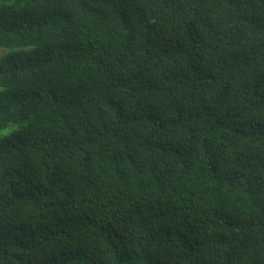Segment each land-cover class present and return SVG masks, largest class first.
I'll return each instance as SVG.
<instances>
[{"label":"trees","instance_id":"trees-1","mask_svg":"<svg viewBox=\"0 0 264 264\" xmlns=\"http://www.w3.org/2000/svg\"><path fill=\"white\" fill-rule=\"evenodd\" d=\"M0 264H264V0H0Z\"/></svg>","mask_w":264,"mask_h":264},{"label":"rangeland","instance_id":"rangeland-1","mask_svg":"<svg viewBox=\"0 0 264 264\" xmlns=\"http://www.w3.org/2000/svg\"><path fill=\"white\" fill-rule=\"evenodd\" d=\"M0 54H1V51H0Z\"/></svg>","mask_w":264,"mask_h":264}]
</instances>
